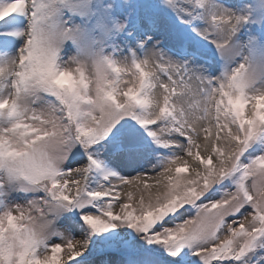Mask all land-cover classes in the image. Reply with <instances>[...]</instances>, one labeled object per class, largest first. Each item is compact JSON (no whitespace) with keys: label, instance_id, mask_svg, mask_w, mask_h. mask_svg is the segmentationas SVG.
Segmentation results:
<instances>
[{"label":"snow or ice","instance_id":"obj_1","mask_svg":"<svg viewBox=\"0 0 264 264\" xmlns=\"http://www.w3.org/2000/svg\"><path fill=\"white\" fill-rule=\"evenodd\" d=\"M206 2L194 0L199 8ZM41 7L42 0L0 2V30L14 27V13H26L35 21ZM209 19L224 29L242 17L220 11L210 12ZM0 45L14 47L7 36L0 37ZM150 50L155 72L140 84L139 104L86 108L85 101L42 80L30 93L18 84V95L29 96L25 104L14 101L0 109L11 125L0 128V136L16 134L21 146L19 154L11 156L0 148V173L6 174V179L0 176V226L8 220L19 227L17 220L28 219L21 209L39 207L50 238L36 245L46 248L48 256L36 258L35 264H196L181 251L185 247L199 257V264L264 261V152L247 163L240 159L264 120L245 117L242 122L214 95L212 82L201 78L187 61L155 46ZM7 83L0 78V90ZM153 87L163 94L158 118L151 115ZM237 88L242 92L243 86ZM123 117L130 119L118 123ZM148 137L170 150L159 168L152 165L151 170L130 176L108 172L106 184L89 185V170L99 167L90 151L93 145L116 150L134 166L152 151ZM50 140L55 141V155L41 151L38 158V146ZM77 144L85 149L86 164L79 163V149L73 152ZM153 172L155 176L150 175ZM227 177L233 178L234 186L221 185ZM13 208L20 214L14 215ZM141 241L161 245L168 255Z\"/></svg>","mask_w":264,"mask_h":264},{"label":"rangeland","instance_id":"obj_2","mask_svg":"<svg viewBox=\"0 0 264 264\" xmlns=\"http://www.w3.org/2000/svg\"><path fill=\"white\" fill-rule=\"evenodd\" d=\"M51 2L55 7L56 18L69 29V34L59 49L58 58L61 60L74 57L87 61L105 55L113 58L143 57L155 46L181 61L183 57H187V53L197 59L198 54L204 55L210 62L201 60L203 67H206L207 75L215 70L221 77L243 62L248 69L245 92L264 90V0H234L238 16L242 19L232 28L224 29H218L210 22L209 13L215 12L213 4L204 6L201 10L194 4V0H173L172 4L167 3V0H51ZM92 15L95 18L91 24L88 19L92 20ZM78 18H83L84 22H78ZM223 32L229 34L228 40L226 44L218 47ZM21 43L20 39L10 38L9 44H14V47L8 46L7 53L0 50V58L14 54L13 51L18 49ZM1 47L6 48L3 45H0V49ZM182 48H185L184 51H180ZM204 79L211 81L215 86L214 79H208L206 76ZM124 119L130 118L123 117L118 123H122ZM132 123L136 122L133 120ZM141 132L147 137L144 129H141ZM147 142L152 149L150 155L137 159L134 166L127 157L121 156L116 150L92 147L91 154L99 167L89 170L87 175L89 185L96 187L106 184L104 174L108 172L130 176L139 171L151 170L152 165L159 168L160 161L170 155V150L160 148L150 137ZM77 149L80 152L79 163L86 164L88 156L85 149L79 144L73 148V152ZM262 152L264 126H258L255 136L240 159L247 163ZM150 175L155 176V173ZM230 182H233V178L227 177L221 185L234 186V182L233 184ZM221 185L213 187L220 188ZM219 194L218 192L217 195ZM76 218L79 219L78 214ZM118 230L120 229L111 231ZM107 235L108 233L99 234L100 237ZM141 243L149 248H159L163 253L164 248L161 245L148 244L147 241ZM91 246L90 241L89 247ZM186 251L196 264H199V257L193 255V250L188 248ZM223 264L231 262L225 261ZM260 264H264V261Z\"/></svg>","mask_w":264,"mask_h":264},{"label":"clouds","instance_id":"obj_3","mask_svg":"<svg viewBox=\"0 0 264 264\" xmlns=\"http://www.w3.org/2000/svg\"><path fill=\"white\" fill-rule=\"evenodd\" d=\"M42 3L36 20L30 18L31 26L26 29V36L17 53L0 62V78L8 81L7 86L0 90V109L9 108L14 101L24 105L29 96L24 93L18 95V84L26 86L30 93L42 80L50 82L72 99L85 101L86 108L103 103L108 110L110 105L123 107L141 103L137 95L139 86L146 76L155 72L149 62L151 50L143 57H136L135 61L133 58L107 55L87 61L74 57L61 60L58 58L59 49L69 29L56 18L51 0H42ZM228 35L227 32L221 34L223 44L227 43ZM27 36L31 39H27ZM247 72L243 62L225 72L217 78L214 95L226 108L235 111L242 122L245 117L249 121L264 120V90L245 92ZM117 74H120L119 83L115 84ZM237 85L243 86L242 92ZM162 95L158 87H153L149 92L152 118L159 117ZM7 127L11 125L6 114L0 115V128ZM20 147L18 135L0 136V148L7 155H18ZM54 147V140L42 143L38 146L37 157L41 151L54 156ZM10 163L18 166L17 161ZM0 176L6 179V174L0 173ZM21 211L28 219L17 220L19 227L9 225L8 220H4L0 226V264H35L36 258L43 260L48 256L46 248L36 246L50 238V231L42 227L46 218L38 206H24ZM12 213L20 214L15 208Z\"/></svg>","mask_w":264,"mask_h":264},{"label":"bare ground","instance_id":"obj_4","mask_svg":"<svg viewBox=\"0 0 264 264\" xmlns=\"http://www.w3.org/2000/svg\"><path fill=\"white\" fill-rule=\"evenodd\" d=\"M233 1L234 0H232V1L231 0H227V1L219 0V1L213 2V0L212 1L207 0L206 4L204 6L208 7L209 5L213 4L214 11L217 13L220 11H228L233 16H238L237 9H236ZM0 2H4V0H0ZM200 9L203 10L204 7L200 8ZM13 17L15 19L14 27L7 30V31L0 30V37L7 36L9 39L14 38V39H20V41H23V38H24L23 33L28 28V26L30 25V22H31L30 15H28L26 13H14ZM19 31H20V33H19ZM238 33H239V31H238ZM7 48H8V46H6L5 49L3 47H1L0 50H3L5 53H7L8 52V51H6ZM13 53L14 54H12V55H7L6 58H0V61H6L10 57L15 55L16 49L13 51ZM202 60H205L204 56H203ZM183 61H187L188 64L191 65L193 67V69L197 71V74H199V76L203 79L206 76V77H208V79H214V81L217 82V78L220 77L216 73L215 70L210 71V73L207 75L206 74V67L204 68L202 65L203 62L199 59H196L194 56H191L189 53H187V57H183ZM150 182H152V181H150Z\"/></svg>","mask_w":264,"mask_h":264}]
</instances>
